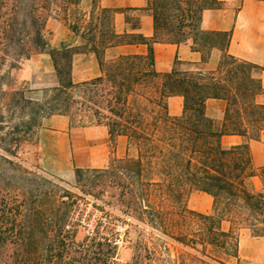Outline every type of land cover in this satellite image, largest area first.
<instances>
[{"label":"trees","instance_id":"trees-1","mask_svg":"<svg viewBox=\"0 0 264 264\" xmlns=\"http://www.w3.org/2000/svg\"><path fill=\"white\" fill-rule=\"evenodd\" d=\"M79 4L80 0H0V65L13 70L32 54L46 55L57 80L54 87L42 90L38 100L24 90H14L0 106V264H91L85 244L76 241L75 227L69 224L78 208L70 200L72 195L58 205L52 200L46 213L38 207L26 208L11 193L17 181L29 179L18 161L22 146L33 143L44 120L57 116L66 118L70 128L104 126L110 141L126 139L123 158L111 157L102 169H75L74 179L77 184L93 177L119 188L121 196L131 197L128 207L145 218V222L138 220L140 224L186 246L190 239L183 230L189 216H196L206 226L207 243L216 242L210 235L217 233L222 245L234 246L233 257L239 240L235 227L264 238V167L253 168L246 144L226 149L220 143L225 135L259 140L264 105L255 103L262 92L255 75L263 69L227 54L230 31L197 29L200 13L219 9L220 1L148 0L153 21L150 38L140 33L116 35L113 16L117 11L103 9L92 23V13L78 11ZM51 13L60 15L67 28L79 34L85 50L78 52L66 44L50 47L44 29ZM131 28L138 29L137 20ZM189 39L203 61L211 50L221 52L216 67L204 73L176 68L157 73L152 45H178ZM119 45H145L146 54L107 60L106 51ZM79 53L94 54L99 77L72 82V60ZM174 96L182 98L179 116H170L167 110L166 100ZM209 99L225 102L220 124L205 114ZM254 177L260 179L261 191L252 188ZM16 188L22 195L31 194ZM192 192L211 197V214L188 209ZM222 222L229 224L227 232L220 231ZM94 240L96 247L108 248L105 264H109L116 238L102 235Z\"/></svg>","mask_w":264,"mask_h":264},{"label":"rangeland","instance_id":"rangeland-1","mask_svg":"<svg viewBox=\"0 0 264 264\" xmlns=\"http://www.w3.org/2000/svg\"><path fill=\"white\" fill-rule=\"evenodd\" d=\"M93 1L90 11L88 4H81V0L77 7L78 11L85 12L87 16L92 13V23L100 15L101 10L110 9L102 8L95 0ZM60 17L51 13L45 23L44 34L50 47L58 49L61 44H66L76 47L78 52L85 50L79 34L72 33ZM87 21H89L88 17ZM132 21L133 18L129 19L130 26ZM81 32L84 36L87 33L86 29ZM82 54L85 53L76 54L73 59ZM113 57L111 54H105L107 60ZM53 75L50 59L46 55L32 54L28 61H23L13 70H9L7 64L0 65V106L5 105L14 90H24L29 98L40 99L43 89L54 87ZM47 130L58 132L53 150L49 149L51 143L49 139L45 140L47 142L43 145L39 142V133H45ZM126 145L124 137H116L110 141L104 126L70 128L64 117L57 116L44 120L33 143L23 145L18 154V161L29 173V179L17 181L11 193L17 195L18 201L23 200L26 208L38 207L41 212L46 213L49 212L47 207L52 200L58 205L67 202L68 195H72L70 200L78 203V208L74 211L69 224L75 227L76 241L85 244L86 258L91 264L106 263L108 248L96 247L94 240L96 236L102 235L116 238V250L113 258L108 261L109 264H264V256L242 261L237 258L238 254L233 257L234 246L231 243L222 245L223 239L215 232L210 236H214L216 242L208 244L210 240L205 238L208 234L206 226H202L196 216H189L183 232L190 240L186 242V246H182L163 236L160 231H155L146 224H140L138 220L145 222V218H140L135 211H132V206L128 207L131 197L121 196L120 189L110 182L85 177L81 182L75 183V169L105 168L111 157L123 158ZM92 158L94 161L91 160ZM69 169L73 170L71 178L65 177ZM256 185L259 187L258 183ZM251 186L256 189L255 183L251 182ZM16 187H22V191L30 190L31 194L23 192L22 195L21 190ZM32 189L34 192L31 191ZM191 194L201 197L200 203H204V195L198 192ZM211 213L212 211L204 215ZM238 228L233 229L234 234L240 235L245 230L247 235L251 236L247 229ZM228 229L229 224L222 222L220 231L227 232ZM251 250L252 248L248 246L245 248V253L248 254ZM261 250L262 247L257 249L258 252ZM10 252L11 249H8L7 254ZM71 256L78 257V254L72 253Z\"/></svg>","mask_w":264,"mask_h":264},{"label":"crops","instance_id":"crops-1","mask_svg":"<svg viewBox=\"0 0 264 264\" xmlns=\"http://www.w3.org/2000/svg\"><path fill=\"white\" fill-rule=\"evenodd\" d=\"M93 0H81V4H88V11L92 8ZM102 8L117 10L113 16V30L116 35L125 33H140L145 38L153 35V21L148 8V0H95ZM221 7L214 10H205L200 13L196 27L202 31H230V41L226 49L227 54L239 60L255 64L263 69L255 76L259 79L262 92L255 97V103L264 105V1L261 0H219ZM138 21V29L133 30L129 19ZM189 39L178 45L168 43H154L152 45L154 69L159 74L169 73L173 68L182 72H208L213 70L220 60L221 52L218 49L211 50L207 61L201 59V54L194 50ZM107 55H145V45H119L106 51ZM54 74V72H53ZM101 75L97 60L92 53L78 55L73 59L71 80L73 83L84 82ZM54 86L57 83L55 74ZM167 110L170 116H179L182 112V98L180 96L169 97L166 100ZM225 102L218 99H209L205 103V114L216 124H220L223 118ZM48 132V133H46ZM39 133L41 145L47 142L49 149L55 146L57 131L47 130ZM221 146L231 148L247 145L252 166L264 167V131L259 140H251L237 135H225L221 137ZM44 149V147H42ZM45 150V149H44ZM116 154L118 155V149ZM44 156V155H43ZM45 161V157L43 159ZM94 161V158L91 159ZM73 176V170L69 169L65 175ZM255 183L254 191H261V183L258 177L251 179ZM259 184V187L256 185ZM204 195L203 204L201 197L190 195L187 206L190 210L201 214H208L212 209V199ZM251 247L250 253H245L246 247ZM262 247L260 252L257 251ZM237 254L239 260L264 256V238H253L243 230L239 235Z\"/></svg>","mask_w":264,"mask_h":264}]
</instances>
